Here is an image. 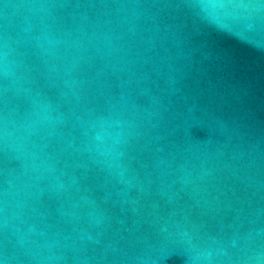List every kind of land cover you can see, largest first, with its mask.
<instances>
[{
  "label": "water",
  "instance_id": "1",
  "mask_svg": "<svg viewBox=\"0 0 264 264\" xmlns=\"http://www.w3.org/2000/svg\"><path fill=\"white\" fill-rule=\"evenodd\" d=\"M0 264H264V0H0Z\"/></svg>",
  "mask_w": 264,
  "mask_h": 264
}]
</instances>
